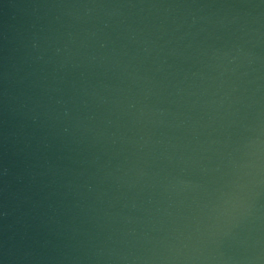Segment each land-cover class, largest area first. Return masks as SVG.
<instances>
[{
	"label": "water",
	"instance_id": "obj_1",
	"mask_svg": "<svg viewBox=\"0 0 264 264\" xmlns=\"http://www.w3.org/2000/svg\"><path fill=\"white\" fill-rule=\"evenodd\" d=\"M0 264H264V0H0Z\"/></svg>",
	"mask_w": 264,
	"mask_h": 264
}]
</instances>
